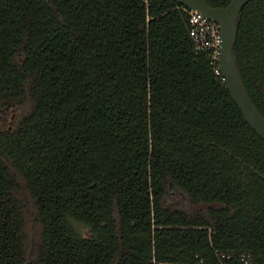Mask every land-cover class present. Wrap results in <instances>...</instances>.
I'll list each match as a JSON object with an SVG mask.
<instances>
[{"label": "trees", "instance_id": "obj_1", "mask_svg": "<svg viewBox=\"0 0 264 264\" xmlns=\"http://www.w3.org/2000/svg\"><path fill=\"white\" fill-rule=\"evenodd\" d=\"M189 30L174 0H0V264H264V140ZM234 56L264 118V0Z\"/></svg>", "mask_w": 264, "mask_h": 264}, {"label": "water", "instance_id": "obj_2", "mask_svg": "<svg viewBox=\"0 0 264 264\" xmlns=\"http://www.w3.org/2000/svg\"><path fill=\"white\" fill-rule=\"evenodd\" d=\"M189 11L200 12L219 25L222 33V76L245 120L264 140V118L252 103L237 66L234 47L238 35V21L242 10L253 0H232L227 8H212L207 0H174Z\"/></svg>", "mask_w": 264, "mask_h": 264}, {"label": "built area", "instance_id": "obj_3", "mask_svg": "<svg viewBox=\"0 0 264 264\" xmlns=\"http://www.w3.org/2000/svg\"><path fill=\"white\" fill-rule=\"evenodd\" d=\"M190 37L193 43L194 50L198 53H205L211 60L214 72L221 77V48H222V33L218 24L204 17L200 12L189 11ZM232 256L221 255V261L231 260ZM244 264H250L249 256H242ZM203 264V261L200 262ZM225 264V263H224Z\"/></svg>", "mask_w": 264, "mask_h": 264}]
</instances>
